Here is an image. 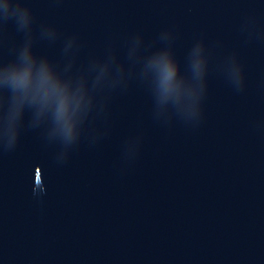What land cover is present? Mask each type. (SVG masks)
I'll return each instance as SVG.
<instances>
[{"label": "water", "instance_id": "95a60500", "mask_svg": "<svg viewBox=\"0 0 264 264\" xmlns=\"http://www.w3.org/2000/svg\"><path fill=\"white\" fill-rule=\"evenodd\" d=\"M0 264H264V0H0Z\"/></svg>", "mask_w": 264, "mask_h": 264}]
</instances>
